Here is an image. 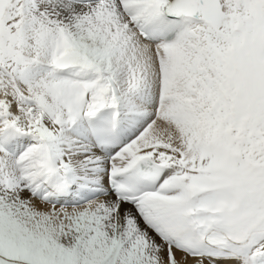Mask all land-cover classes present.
I'll return each instance as SVG.
<instances>
[{
  "label": "snow or ice",
  "instance_id": "1",
  "mask_svg": "<svg viewBox=\"0 0 264 264\" xmlns=\"http://www.w3.org/2000/svg\"><path fill=\"white\" fill-rule=\"evenodd\" d=\"M0 264H264V0H0Z\"/></svg>",
  "mask_w": 264,
  "mask_h": 264
}]
</instances>
